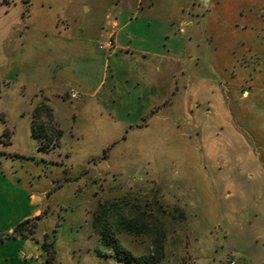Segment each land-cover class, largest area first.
Segmentation results:
<instances>
[{
    "label": "crops",
    "instance_id": "obj_1",
    "mask_svg": "<svg viewBox=\"0 0 264 264\" xmlns=\"http://www.w3.org/2000/svg\"><path fill=\"white\" fill-rule=\"evenodd\" d=\"M109 1L85 7L80 0L79 9L88 12L84 19L75 7L48 12L41 4L44 15L37 25L45 36L50 33L52 49L31 59L44 70L36 72L28 91L22 84L28 99L19 110L21 119L0 125V264H91L88 256H94L88 248L67 250L63 262L55 247V226L67 214L64 208L84 203L50 200L48 188L27 190L17 184L13 165L7 163L12 153L19 154L10 149L14 139L34 145L35 154L29 149L20 155L37 160L39 171L60 166L68 180L88 170L89 124L99 129L104 144L129 138L139 142L151 128H161L164 137L190 125L200 131L209 122L234 136L237 111L249 118L246 127L264 128V0H207V11L182 0H147L143 5L118 0L116 6ZM58 17L68 21L66 32L58 29ZM109 38L113 48L99 49L98 41ZM255 58L259 66L253 69ZM241 81L247 84L240 91ZM71 88L79 97H68ZM40 104L47 106L48 115H38L37 123L50 119L60 130L59 145L51 151L39 148L40 136L31 130L33 108ZM4 127L12 131L9 144L2 140ZM178 134L188 137L187 131ZM246 157L263 169L258 152L249 148ZM168 186V191L178 190ZM253 208L252 216L230 220L234 234L226 253L234 264H264V201ZM181 218L178 222L193 223L191 217ZM25 219L37 222L34 236L12 231ZM44 238L52 241L49 252L42 247ZM222 249L217 260L198 264H221Z\"/></svg>",
    "mask_w": 264,
    "mask_h": 264
},
{
    "label": "rangeland",
    "instance_id": "obj_2",
    "mask_svg": "<svg viewBox=\"0 0 264 264\" xmlns=\"http://www.w3.org/2000/svg\"><path fill=\"white\" fill-rule=\"evenodd\" d=\"M105 1L85 0V7L88 3L102 4ZM139 1L140 5L147 3V0ZM43 2L0 0V125L4 120L21 119L19 110L28 99L22 84H26L28 91L30 81L38 77L36 72L41 68L44 70V66L31 59L44 57L52 49L50 33L45 36L37 25L39 17L44 15L39 12ZM46 2L43 7L48 12H54L57 6L65 9L75 7L82 19L88 18L85 7L79 9L80 0ZM109 2L114 6L118 4V0ZM182 2L208 10L204 5L207 0ZM28 15L35 16L33 20L32 16L29 17V24L26 22ZM56 25L66 32L69 23L58 17ZM107 40L113 43L111 38ZM107 40L98 41V48H113L114 43L112 47L105 45ZM256 61L258 58L252 64L253 69L259 66ZM241 82L242 85L238 84L240 91L247 84ZM258 82L251 81L254 85ZM67 94L71 98L69 92ZM40 114L48 115L42 112L33 114L32 122L41 131L40 141H48L47 151L54 150L59 145L60 135L57 139L56 132L60 130L50 119L37 123L36 118ZM233 115L237 125L234 136L227 134L228 129H217L213 122H209L200 131L191 125L187 129L176 128L174 136L170 137H164L161 128L145 129L146 136L140 137L139 142L129 138L114 144H104V137L96 134L99 129L89 124L88 170L78 176L69 175L68 180L65 179L64 168L54 166V171L42 173L37 169V160L20 155L29 149L35 154V148L33 144L21 143L19 138L10 145V149L19 154L12 153L7 163L13 165L15 182L27 190L48 188L51 195L47 199L84 203L64 208L67 214L55 226L54 233L58 237L55 247L63 262L67 250L88 248L94 254L93 257L88 256L91 264H148L150 261L147 259L154 256L157 258L150 264H198L206 258L217 260L219 250L223 248L221 264H230L234 262L226 253L227 244L234 234L230 220L252 216L253 207L258 209L264 201V167L261 170L262 166H255L254 161L246 157L252 148L258 152L259 162L264 164V128L246 127L249 118L246 119L244 111ZM172 116L177 120L174 112ZM181 130L187 131L188 137L179 136ZM11 132L9 127L2 131V140L7 144L11 142ZM155 132L161 136L155 137ZM77 163L83 164L84 161ZM55 178L59 179L53 181ZM168 185L178 190L168 191ZM99 203H105L113 215V208L118 206L123 215L125 223L113 224L112 228L117 242L125 251L102 243L95 231L93 212ZM180 216L182 220L191 217L193 223L178 222ZM36 223L34 220L28 222L22 233L34 236ZM124 225H131L132 230H126ZM225 232L229 236H225ZM156 236L162 239L157 246L153 241ZM43 241L49 248L52 246V241L46 238Z\"/></svg>",
    "mask_w": 264,
    "mask_h": 264
},
{
    "label": "trees",
    "instance_id": "obj_3",
    "mask_svg": "<svg viewBox=\"0 0 264 264\" xmlns=\"http://www.w3.org/2000/svg\"><path fill=\"white\" fill-rule=\"evenodd\" d=\"M38 112H42V113H47L48 112V108L46 105L41 104L38 105L34 108L33 110V114H36ZM40 127V126H39ZM32 134L36 137L40 136V131L38 130V126L36 125L35 122H32ZM60 135V131L56 132V137L58 139V136ZM57 143V141H56ZM39 148L43 151H47L49 149L48 147V141L43 142L40 141L39 142ZM16 154V153H15ZM117 205V204H116ZM111 210L108 209L107 205L105 203H99L98 208L96 210H94V228L95 231H97L99 233V238L101 240L102 243H106V244H111L113 245L118 251H125L120 244L117 242L116 239V235H115V230L112 228L113 224H119V223H125V219H122L123 215L120 213V210L118 209V206H116L115 208H113V211L115 213V215H113V213H110ZM112 212V211H111ZM113 218V219H112ZM111 219V220H110ZM30 220L32 219H25L21 222H19L15 227H13V232H17L18 234H20L21 236H27L24 233H22L24 231V229L26 228V224L28 222H30ZM125 229L128 231H131V225H124ZM30 229V228H29ZM2 239V236L0 235V240ZM153 241L155 242L156 246L158 245V242H161L162 239H160L159 236L154 237ZM42 247L49 252L48 250V244L45 243L44 241L42 242ZM127 255L132 258V255L127 252ZM153 258V259H152ZM156 256L151 257V260L147 259L148 261H150L148 264H150L151 262H153L154 260H156Z\"/></svg>",
    "mask_w": 264,
    "mask_h": 264
},
{
    "label": "built area",
    "instance_id": "obj_4",
    "mask_svg": "<svg viewBox=\"0 0 264 264\" xmlns=\"http://www.w3.org/2000/svg\"><path fill=\"white\" fill-rule=\"evenodd\" d=\"M105 45L108 46V47H112L113 46V43H112L111 40H107V42H106ZM100 47H102V46H100ZM68 92H69V95H70L71 98H77V97H79V92H77L73 88L69 89ZM230 264H234V262L231 261Z\"/></svg>",
    "mask_w": 264,
    "mask_h": 264
}]
</instances>
